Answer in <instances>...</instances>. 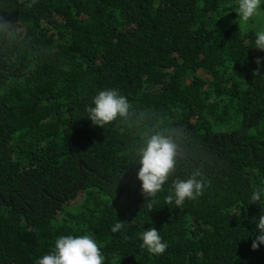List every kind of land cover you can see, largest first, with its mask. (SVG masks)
<instances>
[{
    "label": "trees",
    "instance_id": "trees-1",
    "mask_svg": "<svg viewBox=\"0 0 264 264\" xmlns=\"http://www.w3.org/2000/svg\"><path fill=\"white\" fill-rule=\"evenodd\" d=\"M31 5V6H29ZM238 0H0V264H37L90 235L104 264H264V51ZM258 69V74L256 70ZM115 89L127 117L92 126ZM178 144L147 206L138 151ZM203 194L177 208L174 181ZM124 229L113 232L116 223ZM167 245L151 254L143 233Z\"/></svg>",
    "mask_w": 264,
    "mask_h": 264
},
{
    "label": "clouds",
    "instance_id": "clouds-1",
    "mask_svg": "<svg viewBox=\"0 0 264 264\" xmlns=\"http://www.w3.org/2000/svg\"><path fill=\"white\" fill-rule=\"evenodd\" d=\"M35 3V0H33ZM239 19L247 24L254 18L261 15V0H238ZM31 6V5H29ZM255 48L264 51V27L256 31ZM258 68L264 64V58L258 57L256 60ZM258 74V69L256 70ZM94 107H88V119L92 126L104 127L110 124L117 117H127L130 103L127 97L120 95L115 89L103 90L93 99ZM139 164L138 179L142 182V193L145 196L147 206L151 209L150 198L155 197L161 191L162 186L169 176L175 171L177 158L179 156L178 144L171 136L155 134L148 137L138 151ZM200 171H194L191 178L185 180H175V198L168 195L166 201L169 205L173 200L177 208L182 206L186 199L195 200L203 194L204 181L197 179L201 177ZM264 189L254 190L251 196V203L261 200ZM124 229V223L118 222L112 228L115 233ZM259 234L252 242V250H258L264 244V214L258 219ZM143 246L151 254L160 255L165 252L167 245L162 242V238L156 228L147 229L142 236ZM37 264H104V256L96 241L90 235L80 237L64 236L55 242V249L52 254L43 256Z\"/></svg>",
    "mask_w": 264,
    "mask_h": 264
},
{
    "label": "rangeland",
    "instance_id": "rangeland-1",
    "mask_svg": "<svg viewBox=\"0 0 264 264\" xmlns=\"http://www.w3.org/2000/svg\"><path fill=\"white\" fill-rule=\"evenodd\" d=\"M260 13H261L260 16L254 18L252 21L248 22L247 24L241 22L242 26L252 27L257 30H260L262 27H264V0H261Z\"/></svg>",
    "mask_w": 264,
    "mask_h": 264
}]
</instances>
